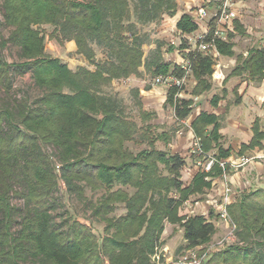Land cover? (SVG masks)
Returning a JSON list of instances; mask_svg holds the SVG:
<instances>
[{
  "label": "trees",
  "instance_id": "1",
  "mask_svg": "<svg viewBox=\"0 0 264 264\" xmlns=\"http://www.w3.org/2000/svg\"><path fill=\"white\" fill-rule=\"evenodd\" d=\"M177 7L174 0H0V29H11L0 40V50L11 45L24 60L8 64L0 58V86L11 89L14 69L19 75L29 72L41 93L32 103L28 99L15 102V116L7 106L0 110V264H165L162 233L168 223L182 231L185 250L210 243L215 235L213 223L179 213L186 201L202 200L211 191L223 176L219 163L232 156L230 149L219 144L220 117L200 113L190 124L203 155L211 154L216 162L209 173L198 169L185 185L181 171L186 162L155 147L157 142L168 144L171 137L150 134L147 122L155 113L142 110L139 90L134 96L141 127L124 116L117 98L103 91L113 81L143 77L140 69L153 80L169 74L183 76L179 66L163 60L164 43L144 60L143 37L137 30V25L161 23L164 16L174 18ZM180 16L175 25L181 36L179 46L168 45L167 52L186 51L182 56L191 67L189 82H195L191 95L201 96L212 89L214 60L182 38L198 33L196 16ZM46 26L53 28L50 35L60 44L73 42L76 54L94 70L79 67L72 72L58 59L46 57L45 37L38 30ZM233 27L234 33L225 41L213 40L218 54L236 58L226 80L264 83V45L252 48L246 57L235 56L231 40L245 36L246 30L238 21ZM92 46L105 53L104 61L93 62ZM237 90L233 93L238 107ZM177 92L167 91L164 107H170L180 123L191 115L193 103L174 101ZM225 95L223 89L209 103L217 108ZM260 124L258 119L253 122L252 137L240 145L237 158L254 150L264 152ZM126 143L145 148L134 154L125 149ZM50 147L55 159L45 150ZM224 169L231 171L229 164ZM62 186L79 200H84V186L91 192L104 190L91 211L92 219L103 225L100 235L93 233L89 221L79 222L67 210L58 217L53 214L54 193ZM11 198L23 201V206L11 205ZM119 211L121 215L116 216ZM227 213L235 226V242L215 252L208 263L264 264V188L241 192ZM14 226L19 228L12 232Z\"/></svg>",
  "mask_w": 264,
  "mask_h": 264
},
{
  "label": "rangeland",
  "instance_id": "2",
  "mask_svg": "<svg viewBox=\"0 0 264 264\" xmlns=\"http://www.w3.org/2000/svg\"><path fill=\"white\" fill-rule=\"evenodd\" d=\"M174 1L177 2L178 5L175 16H179L183 13H192V15L194 16L199 9H202L208 3V0ZM260 4L261 1L259 0H243L241 6L247 7V9L243 8L244 11L240 9L237 10L240 14H243L242 21H244V29L246 30V35H236L232 40L233 44H235V56L241 55L242 57H246L248 52L252 48H261L264 45V10L260 8ZM251 7L254 8L251 9ZM211 13L213 14L214 10H212ZM228 25L229 24L224 25V28H226ZM52 29L53 28L49 26L41 27L38 29L40 34L45 37L44 49L46 57L48 56L54 59H58L61 63L66 64L69 70H71L72 72H75L79 67H84L89 71L94 70V66L92 64L90 65L83 59V57L76 54L77 48L73 42L60 44L57 40H55L50 35ZM230 29H232L231 25ZM137 30L143 37L144 60H149V58L153 56L155 49L159 43H164V47L162 49V53L164 56L163 60H165V62L167 63L174 62L173 54L167 52L168 45H172L173 43L175 47L179 46V40H177L178 36L175 34L177 33L175 31V20H173V18L164 16L161 23H152L146 26L137 25ZM10 31V28L2 26V28L0 29V40H2L3 38H7ZM92 48L95 51V58L93 59V62L100 63L104 61L105 53L96 46H92ZM0 58H4L8 64H18L24 61L20 58V50L11 45H7L3 50H0ZM222 59L219 62V56L213 58L214 66L212 74H214L213 76L217 80L220 76L218 72L222 71L221 73H223L224 75H221L225 76V78L230 75V72L233 69L236 61L235 58ZM219 63H221L225 68L219 70V68L217 67V64L219 65ZM140 71L143 77L139 78L135 76L129 79L113 81L109 86H106L103 91L105 95L107 94L111 97L117 98L119 104L122 105L124 116L128 120L134 121L139 127H141L142 123L139 116V108L137 105H135L134 91L135 89L142 90L143 93H141L140 95L141 104L143 105L142 110L145 113H155V117H152L151 120L147 122V124L151 127L150 134L155 135L167 133L171 137V140L168 144L165 145L162 142H157L155 144V147L161 151L169 150L172 154H178L184 159L186 165L185 168H183V170L181 171V177L184 183H186L190 178V171H192L193 168L197 167V169H201V167L198 166V162H204L203 159L198 158L197 155H192L193 147H191V136L189 133L191 119H193L194 116L201 112H211L220 117V132L222 134V139L220 140L219 144L223 149L231 150L232 160L229 161L235 164H238L240 160L248 161L239 168L235 170L233 169L225 174L227 176L226 182L228 183L230 190H232L233 192L232 202L233 200H236V198H238L240 193L243 191H249L252 189L255 190V188L258 187L264 188V152L257 153V151L255 150L254 152L246 154L243 158L236 157L240 148L239 145L248 142V138L251 134V131L249 130L255 118H260L261 129L264 130V83H249L248 85H246L245 82H243L241 79L233 78L223 81L222 85L218 86V84L213 83L214 81H211L212 89L208 91V93L194 97V99H192L193 103H196V105L194 106L193 111L188 119L184 120L186 122L185 125L177 122L176 118L173 117V111L170 107H164V103H161V101L155 99V97H157L155 94V90H158V88L162 87L153 85L154 77L150 74L145 75L143 73V69H140ZM10 74L12 79L11 89L9 91H5L0 86V110L7 106V108H9L8 110L15 116L17 115V110L14 104L15 102H18L20 99H28L29 102L32 103L35 98L40 96L41 93L34 86V82L31 79V75L29 72H26L23 75H19L16 73V71H14V69H11ZM217 74L218 77H216ZM211 80L213 79L211 78ZM190 84H195V82L191 80ZM237 84H240L239 94L242 95L241 104L238 107L234 105L236 95H234V91H232L233 87ZM147 87H149L150 91L146 90ZM223 89L226 90L225 98L223 99V101L219 102L217 108H213L209 103V100L213 97V95L221 96ZM163 90V94L165 95L167 90ZM239 94L237 93V95ZM124 147L134 154H137L138 151L145 148L144 145H134L132 143H126ZM45 150L49 154H53V158L55 159V151H53L51 147ZM210 155H207V157H210ZM226 161H228V159ZM256 162L262 165V169L260 176L256 175V177H254V173L251 170L245 169L249 164H254ZM197 169L195 168V171ZM246 177L249 178L248 181L250 183V187L248 186L249 183L246 184V180H244ZM231 181H236V183L233 184ZM83 190L84 200H79L73 193L65 192L63 186L59 187L56 193H54L55 197L57 198V203L53 214L58 217L61 213H63V211L67 210L71 217L77 218L79 222L87 223L86 221H89L88 223L91 224L93 233L95 235H100L102 233L103 225H100L96 220L92 219L91 211L92 207L95 206V203L100 200L101 197L105 194L104 190L91 192L87 186H84ZM220 195V186L219 184H216L213 186L212 191L203 196L202 200H198V197L191 198L187 203V206H190V209L193 212L191 216L197 215L200 212L199 208L197 210L194 209L195 203L200 201L199 203L204 202L202 204H206L212 200L217 205L219 204L221 199ZM10 203L17 208H21L23 206V201L16 198H11ZM183 206L185 207V205ZM211 209L217 212L214 205L211 206ZM184 211L185 210H183L182 207L180 211L181 214L179 213V215H183ZM117 215H121V211L117 212L116 216ZM65 218L66 216L63 217V219ZM56 221H58V218L56 219ZM217 222L221 223V225L217 226L215 235L212 237V241L198 249L216 244L218 241L226 237L227 233L230 231V227L226 228V224L220 219L217 220ZM18 228L19 227L14 226L12 232L17 231ZM162 242L164 243V246L162 247L165 254V262H169V260L178 258L184 255V253L186 252L184 249L185 242L182 231L177 225L170 223L165 225V229L162 233ZM233 244L234 243H231L230 245L227 244L228 246L226 245L225 247L232 246ZM227 249L228 248H226L225 250ZM203 252L200 253L203 254Z\"/></svg>",
  "mask_w": 264,
  "mask_h": 264
},
{
  "label": "built area",
  "instance_id": "3",
  "mask_svg": "<svg viewBox=\"0 0 264 264\" xmlns=\"http://www.w3.org/2000/svg\"><path fill=\"white\" fill-rule=\"evenodd\" d=\"M217 1L219 3V6L216 11L212 14L213 20L215 19L213 25H210L209 23L206 31H201L195 35L192 34V36H182V38L187 42L188 45L192 47V49L197 48L198 52H201L204 55L208 54L212 59L218 56V52L215 44L213 43V40H221V38H224V36L226 35V31L221 28L224 27V25L230 24L233 20L237 18L235 11V0ZM194 16H196V19L199 23L204 21L207 17L205 8L199 9ZM180 37L181 36L179 35L177 40L180 41ZM207 38L210 39L207 40ZM178 66L183 72L182 77L177 78L176 76L171 74L164 77H157L153 80V85L160 86L167 91L171 88L178 89V92L173 97L174 101H177L179 99L190 101L191 98L189 97V94L187 93L186 89L191 78L190 64L184 61ZM180 123L186 125L185 121H181ZM189 133L191 136V147H193L192 155H197L198 158L203 159L204 162H198V166L201 167V170L204 173H209L216 161H214L212 156L207 157L203 155L200 147V140L194 136L191 130ZM247 162V160H240L238 164H235L231 161L219 163L220 168L223 170V176L221 177L222 179H220L219 185L221 190V199L219 204L216 205L213 202V205L215 206V209L217 211L218 219L222 220L226 224V228L230 227V231L227 233L226 237L218 241L216 244H213L208 247L206 246L205 248L188 249L186 250L184 255L169 260V262H166L165 264H210L208 263V258L212 257L215 252H219L222 249L225 250L227 248L225 247L227 244L230 245L231 243L235 242V237L233 233L235 226L231 223L227 213V207L232 202L233 192L232 190H230L229 185L226 182L227 176L225 175L226 171H224V168L226 164H229L230 169L235 170ZM200 252H203V254H201ZM155 259L157 261L159 260L158 255H155Z\"/></svg>",
  "mask_w": 264,
  "mask_h": 264
},
{
  "label": "crops",
  "instance_id": "4",
  "mask_svg": "<svg viewBox=\"0 0 264 264\" xmlns=\"http://www.w3.org/2000/svg\"><path fill=\"white\" fill-rule=\"evenodd\" d=\"M236 1V3H235V11H236V15H237V18L235 19V20H233L226 28H224L223 27V30H225L226 31V35L224 36V38H221V40H226V38H227V35H228V33H234V27H233V24H234V22L235 21H238L239 23H240V25H242V27H243V29H244V21H242V19H243V14H240L237 10L238 9H240V10H243L244 11V9L246 8L247 9V7H244V6H241V3H242V1L243 0H235ZM259 1H261V4H260V8L261 9H263L262 7H264V0H259ZM218 6H219V3H218V1L217 0H208V3H207V5L206 6H204L203 8H205V12H206V15H207V17H206V19L204 20V21H202V22H200L199 24H200V27L198 28V33L199 32H201V31H206V29H207V27H208V24L209 23H211V21L213 20V18H212V13H211V11L212 10H214V12L216 11V9L218 8ZM259 6V5H258ZM244 8V9H243ZM254 7H251V9H253ZM211 9V10H210ZM238 12V13H237ZM184 14V13H183ZM192 14V13H191ZM182 15V14H181ZM181 16L179 15H177V16H175L174 18H173V20H175V25H176V23H177V21L179 20V18H180ZM230 25H231V28L232 29H230ZM222 29V28H221ZM177 32V31H176ZM176 35H177V33H175ZM233 40V39H232ZM232 40H231V43H233L232 42ZM175 46V45H174ZM176 48H178V47H176ZM234 49H235V44H234V48H233V52H234ZM186 51L185 50H175L172 54H173V57H174V62L172 63V64H174V65H176V66H178L179 64H181L182 62H184L185 60L183 59V54L185 53ZM235 54V53H234ZM218 56H219V62H220V60L222 59V58H227V59H234V58H228V57H224V56H221L220 54H218ZM163 58H164V56H163ZM236 59V58H235ZM222 62H223V59H222ZM235 65H236V61H235ZM235 65H234V67H235ZM217 67L219 68V70L221 69H224L225 67L221 64V63H219V65L217 64ZM233 67V68H234ZM222 72V71H221ZM221 72H218V74L220 75L219 76V78H218V80L217 79H215L214 78V74L212 75V79L213 80H211V81H214L213 83L214 84H218V86H221L222 85V83H223V81H225L226 79H227V77L229 76H227L226 78H225V76H223L224 74L223 73H221ZM218 74H217V76L216 77H218ZM221 74H223V75H221ZM231 74V73H230ZM190 85V86H189ZM239 85V86H238ZM194 87V84H190V82L188 83V87L186 88L187 89V93L189 94V97L191 98L190 99V101L193 103V100L192 99H194V97H197V96H192L191 95V92L193 91V88ZM234 88H238V94H239V90H240V84H237V85H235L234 87H233V89H232V91L234 90ZM247 88V87H246ZM138 90V89H137ZM160 90V91H159ZM163 92H164V90L162 89V88H158V90H155V94H156V96L157 97H155V99H158L159 101H161V103H165V100H166V95H167V92L165 93V95L163 94ZM139 93H140V95H141V93H143L142 92V90H139ZM214 96V95H213ZM239 96H242V95H240L239 94ZM211 100V99H210ZM209 100V101H210ZM211 104V103H210ZM196 105V103H193V106H192V109L194 108V106ZM239 106V105H238ZM201 113H206V112H201ZM200 114V113H199ZM206 114H214V113H206ZM215 116H217L216 114H214ZM196 116H198V114L196 115ZM196 116H194L193 117V119H191V122H190V124L194 121V118L196 117ZM256 119H258V120H260V118H255L254 119V121L256 120ZM253 121V122H254ZM260 122H261V120H260ZM252 125H253V123H252ZM252 125H251V127H252ZM251 127H250V129H251ZM221 130V129H220ZM220 130H219V132H220ZM250 131V130H249ZM220 134H221V132H220ZM222 135V134H221ZM251 137H252V131H251V134H250V137L248 138V142L250 141V139H251ZM248 142L247 143H242V144H248ZM241 145V144H240ZM239 145V146H240ZM255 151V150H254ZM254 151H252V152H254ZM257 151V153L258 152H260V151H258V150H256ZM214 153V152H213ZM250 153V152H249ZM248 154V153H247ZM243 158V157H242ZM229 160H232L231 159V157L230 158H228V161ZM185 168V167H184ZM196 169H197V167H195ZM195 168H193L192 169V171H190V178L187 180V182L186 183H184L185 185H188L189 184V182L193 179V177H194V175L196 174V172L198 171V169L195 171ZM261 169H262V165L260 164V163H258V162H256V163H254V164H249L248 166H247V168L245 169V170H251L253 173H254V177H256V175H258V176H260V173H261ZM232 179V178H231ZM251 179V178H250ZM244 180H246V184L247 183H249V178H245ZM252 180H253V178H252ZM255 181V180H254ZM233 184H235L236 183V181L234 182V181H231ZM217 184H219L220 185V180H219V182L217 183ZM241 185V184H240ZM252 185V184H251ZM253 185H255V184H253ZM249 187H250V183H249V185H248ZM258 188H262V187H258ZM212 189H213V187L211 188V191H212ZM210 192V191H209ZM208 193V192H207ZM190 201V200H189ZM189 201H186L185 203H184V205H185V207H183V210H185L183 213L185 214V213H188L187 214V216H191L192 215V210L190 209V206H187V203L189 202ZM198 201V200H197ZM200 201H198L197 203H195V207H194V209L195 210H197L198 208H199V210H200V212L197 214L198 216H202V217H204L209 223H213L214 224V227H215V230H216V228H217V226H220L221 225V223H218L217 222V220H219V219H217V212H215V210H213V209H211V206L213 205V201L211 200V201H209L208 203H206V204H202V203H204V202H201V203H199ZM212 202V203H211ZM192 206V205H191ZM182 213V214H183ZM181 214V213H180ZM197 215H193V216H197ZM181 216H183V215H181ZM220 222V221H219ZM212 241V240H211ZM210 241V242H211ZM204 246V245H203ZM200 247H202V246H199L198 248H200ZM197 248V249H198ZM163 250V249H162ZM186 251V250H185ZM211 260V257L210 258H208V262Z\"/></svg>",
  "mask_w": 264,
  "mask_h": 264
}]
</instances>
